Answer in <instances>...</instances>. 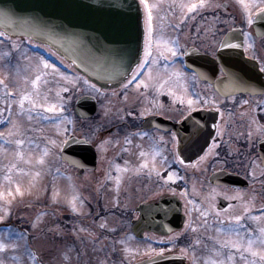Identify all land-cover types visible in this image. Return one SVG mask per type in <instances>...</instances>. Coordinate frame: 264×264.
Segmentation results:
<instances>
[{
    "label": "flooded vegetation",
    "instance_id": "flooded-vegetation-1",
    "mask_svg": "<svg viewBox=\"0 0 264 264\" xmlns=\"http://www.w3.org/2000/svg\"><path fill=\"white\" fill-rule=\"evenodd\" d=\"M149 7L152 32L149 37L143 8L141 62L145 66L132 74L137 81L130 77L115 90L96 86L99 91L91 88L90 82L87 93H83L81 82L67 90L60 88L62 95L70 99L65 112L56 113L67 119L66 126L56 123L49 128V122L54 121L49 120L50 113L39 117L42 111L35 109L37 119L29 123L30 128L25 127V134L31 140L38 136L43 140L49 130L58 131L54 143L47 145L52 153H64L66 141L72 137L84 138L89 143V147L83 148L73 139L72 164L60 156L64 165L61 174L72 176L87 200L84 210L63 215L87 223L89 229L85 230L100 239H105L108 230L115 239L118 235H130L137 242L146 240L153 248L151 254L181 255L185 264H210V259H218L212 249L219 248L213 239L217 236L216 228L221 226L219 220L227 224V216L242 215L241 223L252 230L244 232L246 239L259 237V229L264 227V33H256V28L264 29V17L256 25L264 5L245 14L241 0H206L205 6L192 11H170L169 19L175 20L168 26L176 31L174 38L178 44L173 50L175 54L157 51L155 39L168 26L156 21L150 3ZM249 15L251 24L247 22ZM232 29L243 34L245 61L237 57L231 63L222 56L224 37ZM0 41L9 51L16 52L22 47L28 49L30 42L5 35ZM146 43L150 48L147 57ZM42 48L49 56L35 48L39 57L56 64L62 72L81 77L61 57ZM156 60L169 68L167 75L185 90V99L169 101L167 112L144 109V104L128 101L132 85L142 79ZM177 72L181 75H175ZM16 94L11 92L6 98V107L0 111V128L19 110L16 100L23 93ZM82 94L97 100V109L88 119L81 118L75 110ZM189 98L194 101L191 107ZM152 117L155 119L150 120ZM142 152L150 157L156 155V164L146 165L151 163L150 158H131ZM81 153H86L83 160ZM169 173L174 174L171 180ZM129 187L133 200L123 203ZM110 188L120 191L113 201L108 198ZM246 206L248 213L243 212ZM105 222L110 224L107 228L103 227ZM136 223L140 225L141 240L134 230ZM119 246L110 247V253H118ZM261 247L264 246L258 240L253 245L255 250ZM231 251V264H244L238 250ZM245 256L252 259L251 253Z\"/></svg>",
    "mask_w": 264,
    "mask_h": 264
},
{
    "label": "rangeland",
    "instance_id": "rangeland-1",
    "mask_svg": "<svg viewBox=\"0 0 264 264\" xmlns=\"http://www.w3.org/2000/svg\"><path fill=\"white\" fill-rule=\"evenodd\" d=\"M148 1L155 13L156 21H161L164 24L162 26L171 24L170 11L182 13L185 9L188 10L185 5L197 3V0ZM242 4L243 12L247 14L263 6L264 0H243ZM175 34L176 31L169 29V26L165 33L158 34L155 39L157 51L168 53L171 52L168 48L174 50L176 45L178 46ZM47 69L49 70L43 68L38 54L31 49L22 47L17 52L15 49L9 51L5 43L0 41V111L6 107V98L11 92L17 93L16 95L27 92L38 105H55L58 108L63 106L60 108L62 110L57 112L64 113L70 99L65 94L62 95L60 88L67 90L66 88L78 82L82 83L84 91L88 88L83 77L77 78L67 72ZM168 70L169 68L163 66L159 60L152 62L140 80L143 83L137 82L132 85L128 101L140 102L144 104V109L167 112L169 101H175L179 97L185 99L184 88L173 82L172 76L170 78L167 75ZM41 72L44 74L34 87L31 81ZM18 101L19 99L16 103ZM24 108L26 110L24 113L15 110L9 123L3 124L0 128V132L5 133L4 137H0V217L3 218L0 219V225L13 223L3 226L0 230V240L9 245L0 251V264H128L140 256L151 254L153 248L146 240L137 242L130 235H118L119 238L115 239L107 230L105 241L92 231H81L88 229L87 223H78L65 216L60 218L62 213L74 211L73 204L75 210H84L87 200L82 187L73 177L61 174L64 165L60 153L49 151L47 145L56 140L58 131L49 130L45 137L43 136V140L39 136L29 139L25 134V127L32 126L29 123L37 119V112L30 109L27 100L24 102ZM36 109L38 112L42 111L39 112V117L44 113H57L48 112L44 107ZM66 122V118H57L56 121L50 122L49 128L56 123H61L59 126L62 123L66 126ZM13 123L18 126L19 134L9 136L7 134L10 131V124ZM16 139H23L25 143L17 145L14 142ZM142 153L144 155L139 156L137 153V156L131 158L137 157L146 161L150 158L151 163L146 165L156 164L154 158L156 155L150 157L148 153ZM131 192L130 187L125 191L126 198L123 203H130L127 199L133 200ZM119 193V190L110 188L109 200L113 201ZM15 223L24 226L29 235L15 227ZM109 225L105 222L103 227L107 228ZM15 233H22L24 238L15 240L17 247L12 248L10 245L13 240H10L9 236ZM118 244L120 251L118 253L113 251L111 258L110 250Z\"/></svg>",
    "mask_w": 264,
    "mask_h": 264
},
{
    "label": "water",
    "instance_id": "water-1",
    "mask_svg": "<svg viewBox=\"0 0 264 264\" xmlns=\"http://www.w3.org/2000/svg\"><path fill=\"white\" fill-rule=\"evenodd\" d=\"M0 8L10 13V19L0 18V30L51 47L103 89L120 86L140 60L144 29L138 0H0ZM236 33H228L224 40L228 47L223 46L222 56L231 63L237 57L244 61L243 43L232 47L239 38ZM94 104L93 98L82 97L77 109L90 112ZM80 142L87 147L85 140ZM63 154L72 163L73 153ZM84 155L81 153L82 160ZM176 261L156 257L135 264Z\"/></svg>",
    "mask_w": 264,
    "mask_h": 264
},
{
    "label": "snow or ice",
    "instance_id": "snow-or-ice-1",
    "mask_svg": "<svg viewBox=\"0 0 264 264\" xmlns=\"http://www.w3.org/2000/svg\"><path fill=\"white\" fill-rule=\"evenodd\" d=\"M241 3H243V0H241ZM139 4L143 5L145 8V11L147 13L146 16V27H147V35L150 37L152 32V12L148 4V0H139ZM206 4V0H197V3H192L190 5H185V7L188 8L189 11H192L193 9L197 8V6L203 7ZM247 7V6H245ZM262 13H264V9H260ZM0 18L4 19H10V13L8 10L0 8ZM249 24L252 23V18L249 15L248 21ZM4 32H0V36H4ZM247 35V34H246ZM15 46V45H14ZM43 45H41L42 47ZM224 47H228L227 43H223ZM239 44H234L232 47H240ZM149 44L146 43L145 45V57L149 54ZM168 51H172L173 54L175 52L172 48H168ZM55 55V53H53ZM40 64L43 66V68H51L55 71H59L57 69L56 64L51 63L49 60L45 59L44 57H39ZM145 65L143 62L137 64L135 69H132L133 73L137 72L139 69L143 68ZM44 73L41 72L40 75H37L35 79L31 81L32 85L35 87L37 82L40 80V76ZM61 75H64L63 73H60ZM175 75L179 76L180 73H175ZM67 79H72L71 77H67ZM133 81H137V77L133 76ZM130 81V82H133ZM75 82V81H73ZM139 83H143V81H138ZM85 83L90 84L89 81L85 80ZM90 87L93 89H96V85L90 84ZM99 91V89H96ZM28 101L30 109L35 110L37 107H44L48 112H57L61 111L62 109L58 108L55 105H38L36 101L33 99L32 95L25 92L23 93L18 101L19 104V112L24 113L26 110L24 108V102ZM194 101L189 98L188 99V105L191 107L193 105ZM244 103H247V101H244ZM144 113H141L143 115ZM31 117H29L30 119ZM13 134H19V128L18 126L13 123L10 124V131L7 135L11 136ZM5 133L0 132V137H4ZM15 144L17 145H23L25 141L23 139H16ZM54 143V142H53ZM19 155V153H17ZM141 155H144V153H141ZM202 159V158H201ZM11 170V169H10ZM174 174L169 173L168 179H173ZM19 191V189H17ZM73 210H75V204L72 205ZM244 213L249 212V208L246 206L243 209ZM204 215H207V212L203 213ZM264 215V214H262ZM244 217L242 215H229L227 216L228 223L225 224L224 220H219L218 223L221 225L220 227L216 228L217 236L213 239L216 241V243L219 245V248H213L212 251L215 253V256L218 257V259H210V264H231L233 260L234 253L231 251L232 249H236L239 252V255L241 259L244 261V264H264V247H261L259 250H255L253 248V245L259 241L260 245L264 246V227H261L259 229L260 236L256 237L255 239L249 236L247 239L245 238L244 232H251V229H247L244 227V225L241 223L242 219ZM251 219H260V217H250ZM0 219H3L0 217ZM243 229L244 231H241ZM24 236L22 233H15L12 236H9L10 240H13L11 243V247L15 248L17 247L15 240L23 239ZM9 247L8 244L4 243L3 240H0V251L4 250L5 248ZM225 250H227V254L225 256ZM245 253H251L252 259H248V257L245 256ZM256 257H259V261L256 260Z\"/></svg>",
    "mask_w": 264,
    "mask_h": 264
}]
</instances>
